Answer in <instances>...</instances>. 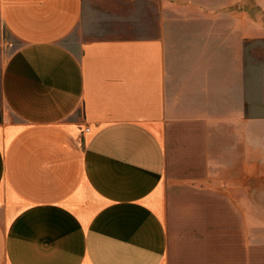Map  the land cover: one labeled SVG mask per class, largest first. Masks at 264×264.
Instances as JSON below:
<instances>
[{
  "label": "crops",
  "instance_id": "0c3cea01",
  "mask_svg": "<svg viewBox=\"0 0 264 264\" xmlns=\"http://www.w3.org/2000/svg\"><path fill=\"white\" fill-rule=\"evenodd\" d=\"M0 264H264V0H0Z\"/></svg>",
  "mask_w": 264,
  "mask_h": 264
},
{
  "label": "rangeland",
  "instance_id": "374dc122",
  "mask_svg": "<svg viewBox=\"0 0 264 264\" xmlns=\"http://www.w3.org/2000/svg\"><path fill=\"white\" fill-rule=\"evenodd\" d=\"M76 35H77V34H73V35L71 36L70 39L76 38V37H75Z\"/></svg>",
  "mask_w": 264,
  "mask_h": 264
},
{
  "label": "built area",
  "instance_id": "2783aa9c",
  "mask_svg": "<svg viewBox=\"0 0 264 264\" xmlns=\"http://www.w3.org/2000/svg\"><path fill=\"white\" fill-rule=\"evenodd\" d=\"M89 131H90V130L87 128V129H86V132H89Z\"/></svg>",
  "mask_w": 264,
  "mask_h": 264
}]
</instances>
